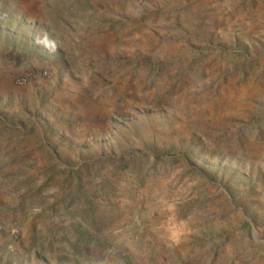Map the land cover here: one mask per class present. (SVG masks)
Returning <instances> with one entry per match:
<instances>
[{
  "label": "rangeland",
  "instance_id": "rangeland-1",
  "mask_svg": "<svg viewBox=\"0 0 264 264\" xmlns=\"http://www.w3.org/2000/svg\"><path fill=\"white\" fill-rule=\"evenodd\" d=\"M45 1L0 26V103L31 65L21 126L67 100L48 164L0 173V264H264V0Z\"/></svg>",
  "mask_w": 264,
  "mask_h": 264
},
{
  "label": "crops",
  "instance_id": "crops-1",
  "mask_svg": "<svg viewBox=\"0 0 264 264\" xmlns=\"http://www.w3.org/2000/svg\"><path fill=\"white\" fill-rule=\"evenodd\" d=\"M46 4L45 0H0V26H2L3 29H9L11 26L15 28L19 25L26 24V22L34 20L39 11H44L43 9L46 7ZM23 70L24 68L19 69L17 74ZM48 82L49 81L44 79H39L31 80L23 85H14L12 89L13 93L15 95L19 94L20 96L18 98L16 96L17 100L10 104H5L4 101L1 102L0 108L3 109L7 116H12L15 120L19 121L20 118L16 112L20 110V107L22 109L23 107L30 110L33 109V105L30 104L31 101L28 97H31L33 94L37 96V89L39 87L37 88L35 84L38 83L39 85H43ZM56 89H54L55 92L51 98H42V104H39L38 108L42 110L43 116L36 122L28 121L25 126H21L24 122L22 120L21 122L19 121V125H17L18 128H21L20 130H11V124L8 125L0 120L1 175L3 174L2 171L5 173L19 171L21 169L23 171L30 167L33 168L30 172H35L38 167L48 164L47 155H56L54 150L47 143H50L51 146L54 147V142L56 143L57 140L60 139V135L63 132V125L61 119L56 118L54 113L58 112L64 114L66 112L65 105L67 103V100L61 95L62 89L59 91ZM18 99H24L23 102L25 103L30 101L29 107L27 104H25V106L20 105L21 103ZM23 112H25V110H23ZM56 150L61 155L64 151L63 145L59 144ZM7 157H13L15 159L6 161ZM8 203L6 199L5 205H8ZM26 220H31V217L28 216Z\"/></svg>",
  "mask_w": 264,
  "mask_h": 264
},
{
  "label": "built area",
  "instance_id": "built-area-1",
  "mask_svg": "<svg viewBox=\"0 0 264 264\" xmlns=\"http://www.w3.org/2000/svg\"><path fill=\"white\" fill-rule=\"evenodd\" d=\"M16 79L19 84L23 85L31 80L39 79H44L51 82L53 76L51 71L47 67L31 65L27 68H24V70L17 75ZM1 228L2 225L0 223V229Z\"/></svg>",
  "mask_w": 264,
  "mask_h": 264
},
{
  "label": "clouds",
  "instance_id": "clouds-1",
  "mask_svg": "<svg viewBox=\"0 0 264 264\" xmlns=\"http://www.w3.org/2000/svg\"><path fill=\"white\" fill-rule=\"evenodd\" d=\"M37 43L47 48L50 52L56 51V47H57L56 42L54 40H50L47 34H44L43 37H38Z\"/></svg>",
  "mask_w": 264,
  "mask_h": 264
}]
</instances>
